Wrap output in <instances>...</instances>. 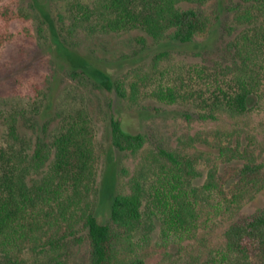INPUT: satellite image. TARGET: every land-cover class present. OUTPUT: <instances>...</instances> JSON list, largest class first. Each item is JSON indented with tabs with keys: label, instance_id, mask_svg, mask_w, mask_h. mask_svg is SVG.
<instances>
[{
	"label": "rangeland",
	"instance_id": "1",
	"mask_svg": "<svg viewBox=\"0 0 264 264\" xmlns=\"http://www.w3.org/2000/svg\"><path fill=\"white\" fill-rule=\"evenodd\" d=\"M70 1L18 0L26 17L13 23L14 37L0 50V141L7 138L4 122L11 116L16 118L17 136L11 141L16 149L28 148L38 139L51 140L66 111L83 105L96 137L99 167L90 200L100 222L110 221L112 195L130 191L132 178L158 146L187 150L194 156L201 153L200 159L192 157L190 187L178 188L177 201L168 193L163 200L157 197L158 186L165 183L162 176L143 180L145 221L135 235L137 250L147 264H247V259L225 248L224 231L264 206V183L243 182L240 170L244 159L221 162L217 146L219 142L232 146L238 140L243 149L252 141L257 161L264 164V100L250 95L249 112L241 114L219 105L214 117L202 119L204 109L197 101L166 103L147 97L130 105L100 83L103 78L136 71L148 72L154 79L157 72L174 64L228 67L239 62L232 43L249 24L234 16L244 0L184 3L182 6L213 18L208 30L188 43L155 40L137 29L89 33L81 27L70 33ZM158 54L164 55L155 69ZM81 68L83 74L74 73ZM112 118L119 119L130 132L146 133L144 148L136 154L115 148ZM211 164L217 165V183L209 185ZM173 207L184 215L179 224ZM72 249L73 258L85 264L88 242L74 243Z\"/></svg>",
	"mask_w": 264,
	"mask_h": 264
},
{
	"label": "trees",
	"instance_id": "2",
	"mask_svg": "<svg viewBox=\"0 0 264 264\" xmlns=\"http://www.w3.org/2000/svg\"><path fill=\"white\" fill-rule=\"evenodd\" d=\"M206 1L71 0L69 32L81 27L89 33L137 29L155 40L188 43L205 33L213 18L182 5ZM244 2L234 16L249 24L232 43L239 62L228 67L174 64L157 72L156 81L148 72L136 71L103 78L101 85L130 105L147 97L166 103L197 101L204 109L202 119L214 117L219 105L241 114L249 112L250 95L264 100V0ZM23 17L26 13L18 7V0H0V50L14 37L13 23ZM163 55L156 56L155 69ZM84 71L81 68L74 73ZM66 112L51 140L38 139L28 148L16 149L11 144L17 136L16 118L8 117L4 122L7 138L0 141V264H80L72 256V245L84 241L89 245L85 264H147L135 240L145 221L143 180L162 176L165 183L158 186L157 197L163 200L169 194L177 201L178 188L190 187L195 164L192 157L200 159L202 154L158 146L132 178L130 191L112 195L110 221L100 222L90 200L99 167L92 120L83 105ZM110 131L112 145L120 151L136 154L145 146L146 133L126 130L117 118L111 119ZM227 143L231 144V139ZM252 143L241 149L238 140L232 146L219 142V157L221 162L244 159L240 170L243 182L264 183V164L257 161ZM207 174L206 183L216 184L217 165H209ZM173 210L179 224L184 215L178 214L177 207ZM81 230L84 233L79 234ZM224 237L230 254L247 259V264H264V206L228 225Z\"/></svg>",
	"mask_w": 264,
	"mask_h": 264
}]
</instances>
